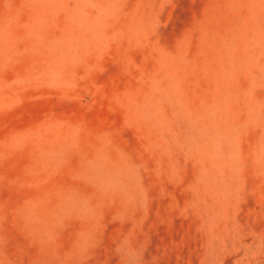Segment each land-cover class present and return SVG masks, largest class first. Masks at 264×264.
Segmentation results:
<instances>
[{"label": "rangeland", "instance_id": "rangeland-1", "mask_svg": "<svg viewBox=\"0 0 264 264\" xmlns=\"http://www.w3.org/2000/svg\"><path fill=\"white\" fill-rule=\"evenodd\" d=\"M0 264H264V0H0Z\"/></svg>", "mask_w": 264, "mask_h": 264}]
</instances>
